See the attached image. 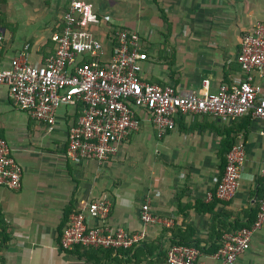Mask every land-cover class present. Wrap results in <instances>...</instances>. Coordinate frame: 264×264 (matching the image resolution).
I'll return each instance as SVG.
<instances>
[{
  "label": "crops",
  "instance_id": "crops-1",
  "mask_svg": "<svg viewBox=\"0 0 264 264\" xmlns=\"http://www.w3.org/2000/svg\"><path fill=\"white\" fill-rule=\"evenodd\" d=\"M86 1L93 5L92 28L103 41L108 43L115 27L139 33L148 55L141 72L146 81L196 93L245 76L237 59L241 37L264 22V0ZM68 2L1 0L2 65L8 67L26 45L28 61L43 63ZM250 75L264 93V73ZM77 115L73 107L60 106L49 128L18 108L0 84V135L22 167L18 189L0 186L6 236L2 241L0 234V264H91L74 247L63 249L61 236L70 215L95 199L111 203L106 224L144 233L133 247L114 249L104 264H166V251L176 242L199 248L197 264H220L214 253L223 235L254 222L264 193V118L178 114L173 128L159 132L140 112L139 129L121 141L114 156L98 161L66 154L68 128ZM224 139L241 143L245 157L234 195L218 200ZM144 203L170 222L141 221ZM86 221L100 224L97 218ZM233 264H264V225L252 230L248 248Z\"/></svg>",
  "mask_w": 264,
  "mask_h": 264
},
{
  "label": "built area",
  "instance_id": "built-area-1",
  "mask_svg": "<svg viewBox=\"0 0 264 264\" xmlns=\"http://www.w3.org/2000/svg\"><path fill=\"white\" fill-rule=\"evenodd\" d=\"M94 20L92 3L69 0L60 27L51 34L53 51L43 63L28 61V45L10 59L8 67L2 65L0 56V84L7 86L13 103L32 118L51 128L60 106L75 109L77 118L68 128V157L101 161L114 156L121 141L139 129L140 112L159 132L173 128L178 114L203 113L221 120H235L246 114L264 118V93L250 75L252 71L264 73V22L255 23L241 37L237 59L245 76L231 84L222 83L214 92L196 93L146 81L141 72L148 55L141 47L139 33L115 27L107 43L94 32ZM3 38L0 29V43ZM244 157L241 143H234L226 153L215 191L219 199L228 200L234 195ZM260 174L264 177V165ZM21 178L22 167L0 135V186L16 190ZM110 208L109 201L95 199L72 213L62 231L61 247L129 249L139 243L143 232L106 224ZM139 216L146 223L162 221L151 213L148 203L142 204ZM87 217L99 219L100 224L88 225ZM262 225L264 193L252 225L226 232L215 258L220 264H233L237 255L248 248L252 230ZM198 255L195 245L173 243L166 251V264H197Z\"/></svg>",
  "mask_w": 264,
  "mask_h": 264
},
{
  "label": "trees",
  "instance_id": "trees-1",
  "mask_svg": "<svg viewBox=\"0 0 264 264\" xmlns=\"http://www.w3.org/2000/svg\"><path fill=\"white\" fill-rule=\"evenodd\" d=\"M223 142H225L228 145L227 151H226L227 153L230 147L232 146L233 142L232 140H229V139H224ZM225 163H226V158H225ZM225 163H224V167H225ZM215 191H216V187H215L214 192ZM215 196L216 195L214 194V197ZM0 234L2 235V241H3L6 236H5V226H4L3 221L1 220H0ZM176 243H186V242H176ZM74 249H76L77 251H81L83 253V256L87 259L88 262L90 261L91 264H104L103 259L104 260L109 259L112 255V252L114 251V249L112 248H93V247H86V246H81V245L74 246L73 250Z\"/></svg>",
  "mask_w": 264,
  "mask_h": 264
},
{
  "label": "rangeland",
  "instance_id": "rangeland-1",
  "mask_svg": "<svg viewBox=\"0 0 264 264\" xmlns=\"http://www.w3.org/2000/svg\"><path fill=\"white\" fill-rule=\"evenodd\" d=\"M2 22H4V23H2ZM2 22H1L2 26L6 27L7 29H13L10 22H5V20H2ZM12 24L16 25L15 22H12ZM49 30H50L49 28L46 29L47 35L50 33Z\"/></svg>",
  "mask_w": 264,
  "mask_h": 264
}]
</instances>
